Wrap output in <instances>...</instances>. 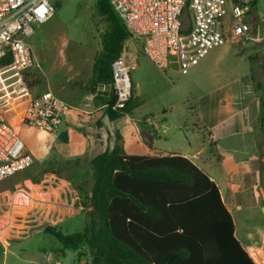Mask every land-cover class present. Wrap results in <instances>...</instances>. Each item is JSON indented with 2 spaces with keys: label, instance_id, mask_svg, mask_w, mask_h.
I'll return each mask as SVG.
<instances>
[{
  "label": "crops",
  "instance_id": "crops-1",
  "mask_svg": "<svg viewBox=\"0 0 264 264\" xmlns=\"http://www.w3.org/2000/svg\"><path fill=\"white\" fill-rule=\"evenodd\" d=\"M254 6L256 3L251 1V10ZM251 21L253 35L262 36L264 21L261 22L257 16ZM227 22L231 23L230 17ZM228 42L241 46L240 49H235L233 58L227 57L229 52L217 51L210 60L216 66L227 65L232 71L228 73L227 79H217L213 88L204 91L195 108L183 105L187 113L177 125H173L167 114V108L173 107V104L164 101L160 97L162 94L158 93L154 97L155 107L147 109L142 77L149 76L157 67L146 56L143 42L136 39L127 40L123 50L132 67L131 72L137 71L134 84L132 82L133 95L142 101V105L131 114L112 119L107 111V99L112 94V86L105 83L96 86L92 84L98 50L94 53L92 71L84 80H74L75 84L72 86L68 82L61 85L59 91H55L52 85L45 84L39 78L43 75L42 71L31 69L30 87L33 97L51 91L72 107L59 134H66L69 140L63 144L64 149H61L67 159L81 160L87 165L93 157L106 149H113L119 143L128 155L162 157L173 154L191 160L218 185L224 205L232 215L236 237L256 264H264L261 257L264 252V222L241 234L235 216L241 206L246 209L255 206L264 220L261 212L264 191L260 186L259 168L261 162H264V42H251L253 46L246 50L242 46L251 43L233 38ZM217 48L219 47L212 49V52ZM208 56L209 54L203 60ZM240 60L248 62V69L244 72L240 69ZM161 71L167 76L168 72H180V67L175 60L168 69ZM100 85L111 86V89L108 91L104 88L99 92ZM172 85L175 83L172 82ZM21 114L18 110L16 115L19 117ZM40 134L43 137L40 144L45 139L49 143L59 137H44ZM195 143H199V146ZM27 146L38 155V146ZM261 158L263 159L260 160ZM220 173L225 177L224 188L219 183L222 180L217 174ZM80 196L77 194V200ZM65 206L60 211L57 208L53 212V225L58 224V219L54 217L63 218L75 214L73 201H67ZM66 210L68 213L63 215ZM0 231L3 234V237L0 234V245L7 250L9 242L4 237L5 231Z\"/></svg>",
  "mask_w": 264,
  "mask_h": 264
},
{
  "label": "trees",
  "instance_id": "trees-1",
  "mask_svg": "<svg viewBox=\"0 0 264 264\" xmlns=\"http://www.w3.org/2000/svg\"><path fill=\"white\" fill-rule=\"evenodd\" d=\"M97 11L104 29L92 84L112 86V64L131 37L109 0H98ZM9 63L6 59L0 65ZM107 100L112 119L142 105L133 95L125 109L114 111L113 88ZM62 138L68 142L66 134ZM89 165L94 173L93 210L86 230L72 235L56 225L43 230L65 249L87 248L90 264H256L236 237L218 185L188 158L128 155L118 143L93 157ZM20 177H10L8 183L14 187ZM83 257L81 251L79 264Z\"/></svg>",
  "mask_w": 264,
  "mask_h": 264
},
{
  "label": "rangeland",
  "instance_id": "rangeland-1",
  "mask_svg": "<svg viewBox=\"0 0 264 264\" xmlns=\"http://www.w3.org/2000/svg\"><path fill=\"white\" fill-rule=\"evenodd\" d=\"M250 1H254L256 6L247 14V21L251 23L254 16H257L263 22L264 0ZM50 2L56 9L55 16L47 24L33 25L35 34L29 39V43L37 56L41 67L39 70L43 74L39 78L45 84L52 85L55 91H59L61 85L69 82L72 86L75 84L74 80L81 78L84 80L90 74L94 64V53L102 49L100 33L104 25L97 11L98 0H50ZM183 23L187 29L190 24L189 11L185 12ZM252 43L242 47L246 50L253 46ZM240 47L227 42L213 52L211 50L208 58L188 73H183L180 69L178 73L168 72L165 76L163 71L156 68L150 73L151 77L150 75L142 77L144 97L148 102L147 109L154 108V97L158 93L162 94L160 97L164 101L173 104V107L167 108V114L173 125H177L187 113L183 105L186 108H195L199 96L213 88L217 79H227L228 73L232 71L227 65L216 66L213 60H210L214 53L226 51L229 52L227 57L233 58L235 49ZM145 62L148 66L147 60ZM239 65L243 72L248 69V62L240 60ZM136 73L137 71L131 72L133 84ZM172 82L175 85H172ZM16 122H19V119L16 118ZM19 129L20 136L27 145L39 147L43 137L38 131L30 130L26 126H20ZM64 143L66 142L62 135L58 140L49 143L45 139L38 148V155L30 151L35 158L33 166L14 175L21 176L19 183L12 187L13 183H8L9 178L0 184V229L5 231L4 237L6 236L9 242L7 250L0 245V264H79L78 255L81 251L85 253L81 264L91 263L87 248L80 251L65 249L55 237L43 230L46 226L53 225V212L57 208L59 211L60 208H64L67 201L74 202L75 214L63 218L54 217L58 219L57 229L65 235L84 232L88 226L87 216L93 210L90 198L94 177L92 168L89 164H83L81 160L72 161L65 158L61 151L64 149L62 147ZM195 144L199 146V143ZM262 156L264 158V155ZM259 168L260 186L264 191L263 161ZM217 175L222 180L219 181L221 187L224 188L225 177L222 173ZM77 194L81 195L79 200ZM78 209L80 211H77ZM66 212L68 213L66 210L63 215ZM259 213L255 206L247 209L241 206L237 210L235 216L241 234L264 222ZM0 234L3 237L1 231ZM262 261L264 262V252Z\"/></svg>",
  "mask_w": 264,
  "mask_h": 264
},
{
  "label": "built area",
  "instance_id": "built-area-1",
  "mask_svg": "<svg viewBox=\"0 0 264 264\" xmlns=\"http://www.w3.org/2000/svg\"><path fill=\"white\" fill-rule=\"evenodd\" d=\"M109 1L131 39L143 42L146 56L160 70L176 60L181 71L188 73L230 38L264 42V34L255 37L246 18L250 0ZM186 11L190 13L187 29L183 23ZM55 13L50 0H0V62L10 60L0 65V183L35 162L20 136V126L56 137L72 112V107L51 91L36 97L31 93L30 70L41 69L29 43L35 34L33 25L47 23ZM131 70L123 51L112 64L114 111L125 109L133 97ZM18 110L22 112L19 117Z\"/></svg>",
  "mask_w": 264,
  "mask_h": 264
},
{
  "label": "water",
  "instance_id": "water-1",
  "mask_svg": "<svg viewBox=\"0 0 264 264\" xmlns=\"http://www.w3.org/2000/svg\"><path fill=\"white\" fill-rule=\"evenodd\" d=\"M104 88H107V90L110 91L111 86L100 85V86H99V92H101ZM261 212H262V215H263V217H264V206L262 207Z\"/></svg>",
  "mask_w": 264,
  "mask_h": 264
},
{
  "label": "bare ground",
  "instance_id": "bare-ground-1",
  "mask_svg": "<svg viewBox=\"0 0 264 264\" xmlns=\"http://www.w3.org/2000/svg\"><path fill=\"white\" fill-rule=\"evenodd\" d=\"M260 257V256H259ZM262 257V256H261ZM259 261V260H258Z\"/></svg>",
  "mask_w": 264,
  "mask_h": 264
}]
</instances>
